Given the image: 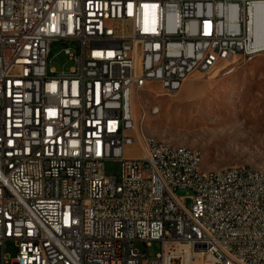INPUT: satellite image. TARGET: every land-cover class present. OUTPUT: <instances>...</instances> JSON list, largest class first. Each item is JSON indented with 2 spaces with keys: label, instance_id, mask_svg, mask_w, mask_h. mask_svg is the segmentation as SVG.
Returning <instances> with one entry per match:
<instances>
[{
  "label": "built area",
  "instance_id": "1",
  "mask_svg": "<svg viewBox=\"0 0 264 264\" xmlns=\"http://www.w3.org/2000/svg\"><path fill=\"white\" fill-rule=\"evenodd\" d=\"M262 14L264 0H0V264H264V179H212L197 153L140 138L133 111L153 84L175 95L264 54ZM55 42L68 72L49 68Z\"/></svg>",
  "mask_w": 264,
  "mask_h": 264
},
{
  "label": "rangeland",
  "instance_id": "2",
  "mask_svg": "<svg viewBox=\"0 0 264 264\" xmlns=\"http://www.w3.org/2000/svg\"><path fill=\"white\" fill-rule=\"evenodd\" d=\"M63 48L62 42L51 47L49 68L57 74L74 66ZM153 108L159 113L154 114ZM133 111L143 138L201 152L205 170L241 165L264 174V54L246 61L237 57L209 74L195 72L175 95H167L159 84H153L136 97ZM142 154L135 143L126 148L124 156L133 159ZM122 173V162H105L107 178L119 183ZM177 195L188 194L180 190ZM134 248L150 258L162 251L158 242L148 247L137 242ZM5 254L9 261L16 258L13 242L6 243Z\"/></svg>",
  "mask_w": 264,
  "mask_h": 264
},
{
  "label": "bare ground",
  "instance_id": "3",
  "mask_svg": "<svg viewBox=\"0 0 264 264\" xmlns=\"http://www.w3.org/2000/svg\"><path fill=\"white\" fill-rule=\"evenodd\" d=\"M256 42L258 45L264 46V15H260L259 16V22H258V26H257V34H256ZM158 110V109H156ZM154 112V111H153ZM138 135H140V138H143V136L140 134V132H138ZM148 140H155L153 138H147ZM156 144H158L159 146H164V147H168L169 149H171V151H178L181 153H197V168H199L201 170V172H205L207 173L209 176L212 177V179H221L222 176L225 175V168L223 169H219V170H205L203 168V156L201 154V152L184 147V146H176L167 142H161L156 140ZM240 166V171L242 172H247V173H251L253 175H255V177H260L262 179H264V174L261 172H258L256 170H254L251 167L248 166Z\"/></svg>",
  "mask_w": 264,
  "mask_h": 264
}]
</instances>
